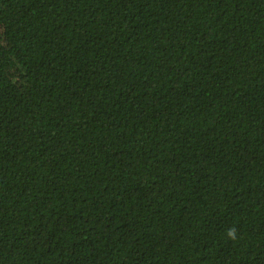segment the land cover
I'll return each mask as SVG.
<instances>
[{
    "label": "trees",
    "instance_id": "obj_1",
    "mask_svg": "<svg viewBox=\"0 0 264 264\" xmlns=\"http://www.w3.org/2000/svg\"><path fill=\"white\" fill-rule=\"evenodd\" d=\"M0 264H264V0H0Z\"/></svg>",
    "mask_w": 264,
    "mask_h": 264
},
{
    "label": "clouds",
    "instance_id": "obj_2",
    "mask_svg": "<svg viewBox=\"0 0 264 264\" xmlns=\"http://www.w3.org/2000/svg\"><path fill=\"white\" fill-rule=\"evenodd\" d=\"M228 235H229V237H232L234 235V229L233 230H229Z\"/></svg>",
    "mask_w": 264,
    "mask_h": 264
}]
</instances>
